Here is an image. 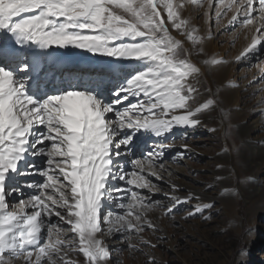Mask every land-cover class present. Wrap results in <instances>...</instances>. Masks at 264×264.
<instances>
[{
    "label": "snow or ice",
    "instance_id": "snow-or-ice-1",
    "mask_svg": "<svg viewBox=\"0 0 264 264\" xmlns=\"http://www.w3.org/2000/svg\"><path fill=\"white\" fill-rule=\"evenodd\" d=\"M190 6L246 34L237 61L264 59V0H0V264H113L120 249L103 236L117 233L132 252L156 247L141 234L156 230L148 214L160 202L140 190L161 191L147 176L162 179L157 162L171 144L161 140L143 158L130 145L141 132L162 138L200 125L217 104L200 102L204 92L214 95L205 66L226 63L191 61L187 43L204 37L185 14ZM68 49L136 63L72 70L60 59ZM196 53L208 55L203 47ZM108 84L117 99L104 95ZM165 195V214L191 199ZM213 206L197 203L187 215Z\"/></svg>",
    "mask_w": 264,
    "mask_h": 264
},
{
    "label": "rangeland",
    "instance_id": "rangeland-1",
    "mask_svg": "<svg viewBox=\"0 0 264 264\" xmlns=\"http://www.w3.org/2000/svg\"><path fill=\"white\" fill-rule=\"evenodd\" d=\"M211 17H214L210 23L215 38L214 46L221 50L228 45L230 50H234L242 34V32L234 34V29L238 26L218 27L214 12ZM234 55L237 56L239 53ZM259 55L264 57V52ZM263 60L257 64L253 57L243 59L241 64L236 63V59L232 63L236 72H233L232 80L240 86V93L243 94L241 98L244 102L243 107L248 104L247 109L258 115L264 105V100L261 101V95L264 96V74H262L264 71L259 67ZM251 72L253 74L250 75ZM206 87L211 88L208 83ZM201 91L204 92L203 87ZM210 98L219 102L215 95ZM211 129L212 131L198 125L195 128L182 129L174 133L175 139L172 143L177 147L176 149L180 151V147L185 145L187 149L182 157L177 151L164 153L167 156L164 162H157L168 164L171 170L159 171L160 169H157L164 176H162V181L151 180L161 190L155 193L152 202L165 201V198H168L165 192L169 194L183 192L189 194L191 199L175 207L172 213L165 214L166 206L161 209L160 207L164 205L160 204L148 214V219L155 225L156 230L153 231L146 227L141 235L145 240L155 244V248H152L150 244L140 245L143 251L132 252L128 249L127 242L121 239L120 234L111 236L108 239L109 249H120L119 252L112 251L113 264L117 261L119 264H149L150 258L152 264H264V213L257 216L254 224H250L247 206L242 198L239 197L240 202H238V223L224 213L217 199L211 202L214 205L213 208L205 210L203 214L187 215L188 212L194 210L199 199L190 190L181 188L180 185H186L191 190L201 191L213 198L225 192L219 185V179L214 175L221 166L216 164V158L223 153L226 147L220 135L215 132L214 128ZM184 133H186V138L182 139L181 136ZM254 136L258 141H264V126L257 129ZM153 142V139L147 140L145 150H149ZM164 151L168 150L164 149ZM132 154L136 158L145 156L144 151L138 153L133 147ZM126 169L130 170V167ZM169 173L171 175L167 179L165 175ZM262 175L264 178V173ZM172 184L176 186L175 192L170 187ZM17 198L22 197L17 196ZM204 216L210 218L205 220ZM253 232V239H250ZM133 243L136 241L134 240ZM242 250L246 255L240 254ZM79 258L82 259V254H79Z\"/></svg>",
    "mask_w": 264,
    "mask_h": 264
},
{
    "label": "bare ground",
    "instance_id": "bare-ground-1",
    "mask_svg": "<svg viewBox=\"0 0 264 264\" xmlns=\"http://www.w3.org/2000/svg\"><path fill=\"white\" fill-rule=\"evenodd\" d=\"M202 12L203 10H200V13L197 15L192 6H190L189 9L185 10L186 16L195 17L193 23L198 29V35L204 37L201 45L194 47L190 42H188L187 47L193 50V55L190 57V59L198 66H203V59L205 58H216L226 61V63L220 66H205V72L208 74L206 77L202 78L207 80V83L211 87L212 93L215 95L219 102H217L210 113H202L199 118L202 121V123L200 124L202 127H205L207 129H215V132L220 135L225 144V147L228 149L227 152L223 151V153L216 158V164L221 166L219 167V170L215 171L214 176L219 179V185L221 186V189L225 190L227 188L230 189V191L224 192V195H219L216 198H213L201 191H196L194 189L191 190L186 185H178H180L181 188L187 189L188 191L190 190L191 193L194 194V196L198 197L199 203L213 202L217 199V201L220 203V207L224 210V213L228 217H231V219L236 223H238L239 215V197L242 198V200L245 202V205L247 206L246 208L249 215V222L250 224H254L257 216L261 213H264V178H262V174L264 173V141H258L257 137L254 136V132L260 127L264 126V105L259 111V115L256 112L248 110V104L243 107L244 102L241 99L243 94L240 93V86L236 81L232 80V75L236 73L234 71L235 67L234 69L232 67V63L241 54L244 47L247 45L246 34L243 32L242 34L240 33V41L237 47L234 48V50H230L228 45H225L223 49L219 50L214 46L215 38L213 36V31L210 28V23L214 17H204ZM226 22L227 21L225 20V23ZM228 28H231V26H228ZM176 35L179 38V34ZM199 47H203L208 55H197L196 48ZM262 48H264V46H262ZM60 51L66 53V55L60 57V59L72 70H87L89 68L106 66L108 63H123L126 65L136 63L134 61L117 62L114 61L111 57L93 56L90 53L83 52L78 49H68ZM236 53H239V55L235 56L234 54ZM242 61L243 59H241L240 61H237L236 59L235 62L241 64ZM259 67L264 71V60L261 62ZM213 71L214 74H212ZM253 72H255V70ZM253 72H251L250 75L253 74ZM128 74V72L125 73V75ZM47 87L49 91L53 90L51 84H49ZM113 88L114 87L110 86L109 84L106 85V87L104 88V95L106 96L105 89L111 90ZM218 88L221 89V91H219V93L217 94ZM211 97H213V95ZM204 98H210L209 94L204 93V97L201 98V101ZM261 98V101H263L264 96L262 97L261 95ZM107 99L115 100L117 99V97L113 95H107ZM132 102H135V98H132ZM128 103L129 101H124L123 105H117V107H123ZM225 113H227V116L225 115ZM112 115L113 114L111 113L109 114V116ZM180 130L182 129L174 128L171 133L162 138H156L151 134H146L143 132L138 133L133 140V145H130V147H133L134 150H137L138 153H141L143 151L146 153L148 151H152L153 147L162 140L165 144H171V147L165 148L168 151L165 152L163 150L164 153H172L173 151H177L179 152V154L183 153L184 155L187 148L183 146L180 147L181 150L178 151L176 149L177 147H175L172 143V137H174V133ZM117 139H119V137H117ZM151 139L154 140L152 146L149 147V150H145L146 141ZM121 151H123V148L121 149ZM166 158L167 156L164 155L163 159L159 162H164ZM127 167H130V165H126L125 170H127ZM170 167L171 166H168V164H164L163 170L169 171L171 170ZM159 171L162 170L160 169ZM145 175L147 176V172H145ZM165 176L167 177V179L170 178V175ZM147 178L150 180H157L155 176H147ZM34 179L42 178L21 177V180L26 181ZM158 181L162 180L160 179ZM120 182L121 181L117 180L115 182L116 186L124 187V182ZM24 191L27 192L29 190L24 189ZM140 191L146 196H151V201L154 200V196L156 195L155 193H148L147 190ZM113 195L118 196L119 193H113ZM175 195L179 196L182 199H185L189 196V194H185L183 192ZM9 200H12V198L9 197ZM16 200L18 202L19 199L17 198ZM160 204L164 205L160 207L161 209H163V207L165 208L166 206L165 210H167V207L171 204V201L168 197L165 198V201L160 202L159 205ZM114 211L119 210L114 209ZM57 219L58 218L53 217V221H56ZM64 227H67V225H65ZM253 235L254 232L251 233L250 239H253ZM110 237L111 236L103 237L107 245H109L108 239ZM18 264H20V262H18Z\"/></svg>",
    "mask_w": 264,
    "mask_h": 264
}]
</instances>
